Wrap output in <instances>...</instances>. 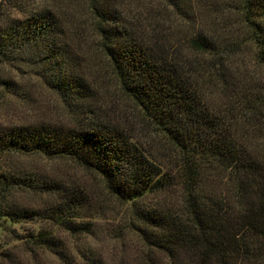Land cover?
Instances as JSON below:
<instances>
[{"label":"rangeland","instance_id":"374dc122","mask_svg":"<svg viewBox=\"0 0 264 264\" xmlns=\"http://www.w3.org/2000/svg\"><path fill=\"white\" fill-rule=\"evenodd\" d=\"M37 9H49L60 19L69 71L83 78L91 95L69 104L35 66L0 63V81L10 80L12 85L10 90L0 84V123L78 128L92 118L110 122L161 167L169 186L134 203L117 198L102 176L71 158L13 156L11 166L84 194L86 205L74 221L89 229L72 232L46 218H0V264H264V237L252 228L256 222L247 209L257 210L259 203L240 200L229 170L185 154L122 89L103 47L104 22L98 14L113 15L143 45L173 63L191 82L210 123L233 145L249 151L262 169L264 62L247 21L245 0H0V24ZM253 19L264 25L258 16ZM200 37L207 46L193 45ZM86 103L88 107L80 110ZM191 185L200 189L199 203L207 205L198 216L191 213L186 194ZM16 200L38 209L61 201L56 193L42 192L16 195ZM219 208L222 221L236 224L233 261L210 251L203 240L210 212ZM154 213L164 221L160 226L145 217ZM42 234L53 236L58 246L34 244Z\"/></svg>","mask_w":264,"mask_h":264},{"label":"trees","instance_id":"16d2710c","mask_svg":"<svg viewBox=\"0 0 264 264\" xmlns=\"http://www.w3.org/2000/svg\"><path fill=\"white\" fill-rule=\"evenodd\" d=\"M245 8L264 62V25L253 19L258 16L264 20V0H245ZM98 14L104 22L103 47L122 89L185 154L198 161L217 162L223 170H229L240 200L246 199L251 205L259 203L257 210L247 209L250 218L256 222L251 223L252 228L264 237V168L261 169L249 151L233 145L210 123L198 94L190 89L191 82L173 63L143 45L123 23H116L113 15ZM62 36V23L49 9H37L23 18H12L0 24V63L35 66L45 82L70 104L74 99L89 97L91 90L83 78L75 77L69 71L70 56ZM193 45L202 48L207 42L200 37L193 40ZM0 84L11 90L10 80H2ZM87 104L79 109L84 110ZM89 112L94 110L90 108ZM92 119L78 128L0 123V218L15 222L46 218L72 232L89 229L85 223L74 221L75 215L86 205L84 194L18 165L11 166L13 156L71 158L102 176L107 189L117 198L134 203L150 192L169 186L161 167L124 130L110 122ZM193 185L186 189V194L191 213L198 216L202 214L198 210L207 205L199 203L200 189ZM27 192L56 193L61 201L48 209L20 204L16 195ZM210 213L208 229L202 231L205 245L210 251L221 252L233 261L236 257L233 254L236 224L222 221V208ZM145 217L155 226L164 223L156 213ZM246 227H250L249 222ZM32 242L46 248L58 246L55 238L46 234L39 235Z\"/></svg>","mask_w":264,"mask_h":264}]
</instances>
